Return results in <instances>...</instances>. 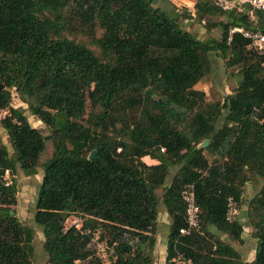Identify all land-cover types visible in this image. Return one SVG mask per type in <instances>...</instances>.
Returning <instances> with one entry per match:
<instances>
[{"label": "trees", "instance_id": "16d2710c", "mask_svg": "<svg viewBox=\"0 0 264 264\" xmlns=\"http://www.w3.org/2000/svg\"><path fill=\"white\" fill-rule=\"evenodd\" d=\"M152 1L0 0V111L7 112L0 127L12 151L0 142V264H33L34 233L11 209L14 174L36 175L45 148V137L11 107L14 96L51 135L33 214L45 264H104L95 235L110 251L106 264H152L158 202L168 220L164 264L178 256L189 264H264V69L245 38L228 40L232 28L263 32L264 13L223 12L212 0H195L192 14L167 13ZM192 16L206 30L217 27L219 38L183 30ZM82 33L94 50L78 41ZM210 52L238 77L220 102L194 88L210 75ZM187 184L199 228L180 236ZM228 200L244 206L243 222L225 220ZM69 216L78 227H64ZM245 226L255 241L249 262L218 237L238 242Z\"/></svg>", "mask_w": 264, "mask_h": 264}, {"label": "rangeland", "instance_id": "374dc122", "mask_svg": "<svg viewBox=\"0 0 264 264\" xmlns=\"http://www.w3.org/2000/svg\"><path fill=\"white\" fill-rule=\"evenodd\" d=\"M195 0H157L153 7H158L167 13L172 10H187L190 14L193 12V5ZM191 20H183L180 23V26L183 30L194 34L197 39L205 40V39H214L217 40L219 38L220 31L217 27L206 30L202 27V24L198 23L193 19ZM222 18L212 19L213 22L217 23L221 21ZM100 31H96L94 34L98 36ZM71 33H68V37H71ZM78 41L83 42L90 50H94L92 40L87 38L86 36L80 35ZM208 58L210 61V75L207 76L205 80L197 83L195 85V89L199 91H203L206 93V101L214 102V101H222L226 95H229L230 91L235 87L238 82V77L232 76L229 70L224 71L222 60L213 52L208 54ZM10 105L12 108L19 109L22 114L26 117L27 122L30 127L38 130L40 134L45 137V148L42 154L39 157L38 165L36 167V175L34 176H24L22 172L16 169L14 174V179L16 182V203L11 209L14 212L17 220L23 224L24 226L30 228L34 233L33 239V248H34V261L33 264H45V257L41 249L42 245V234L41 228L36 225L33 221L34 214V203L36 200V193L38 191L41 176H42V164L47 161L52 154V143H51V135L49 130L37 121L33 116H31L25 106L17 97L11 98ZM0 111V120L4 117L5 114ZM0 142L6 147L8 154L11 155L12 151L10 146L6 140V135L4 131L0 127ZM203 144V143H202ZM200 145L199 147L203 148L205 146ZM145 164H152V161H148L147 159H142ZM210 161V158H209ZM176 170V167H172L169 170V178L172 177ZM8 175H6V180H8ZM251 185H246L243 189L242 198H250L252 194L257 191L259 186L258 183H254ZM159 194V191L157 192ZM244 206L239 207L238 209V220L240 222L244 221ZM69 226H79V221L73 217L69 216L65 222L64 227ZM168 233V225L167 218L165 216L164 210L158 202V214H157V229L155 231V242L151 251L152 264H164V256H165V242L166 236ZM251 230L249 227L245 226L242 229V234L240 241H232L227 236L219 235V239L224 243L228 244L232 249H234L240 256L241 261L249 262L253 258V249L255 245L254 239L250 236ZM93 245L95 246L96 256L100 259V261L106 264L109 260L108 256L110 251L107 249L104 241L98 240V236H94L92 239Z\"/></svg>", "mask_w": 264, "mask_h": 264}, {"label": "built area", "instance_id": "2783aa9c", "mask_svg": "<svg viewBox=\"0 0 264 264\" xmlns=\"http://www.w3.org/2000/svg\"><path fill=\"white\" fill-rule=\"evenodd\" d=\"M212 2L217 9L223 12H228L232 10L240 11L244 8H247L250 11L264 13V0H212ZM233 33L240 34L243 38L248 41L247 48L252 50L255 54L260 57V66L264 69V31L260 32L243 30L241 28H232L228 32V40L230 39V36ZM2 113L6 114L7 112L3 111ZM180 198L185 206V227L179 229L178 232L180 236H188L192 232L197 231L199 228V209L195 203L192 185L187 184L181 189ZM237 216L238 209L235 203L231 200H228L225 220L231 223L236 220ZM174 262L176 264H189L188 262L183 261L179 256L174 259Z\"/></svg>", "mask_w": 264, "mask_h": 264}, {"label": "water", "instance_id": "95a60500", "mask_svg": "<svg viewBox=\"0 0 264 264\" xmlns=\"http://www.w3.org/2000/svg\"><path fill=\"white\" fill-rule=\"evenodd\" d=\"M156 2H157V0H153L152 1V5H155ZM206 144H207V142L204 141L202 145L205 146ZM93 156H94V152H91L90 155H89V159H92Z\"/></svg>", "mask_w": 264, "mask_h": 264}, {"label": "crops", "instance_id": "0c3cea01", "mask_svg": "<svg viewBox=\"0 0 264 264\" xmlns=\"http://www.w3.org/2000/svg\"><path fill=\"white\" fill-rule=\"evenodd\" d=\"M166 216V215H165ZM167 218V217H166ZM167 223H168V220H167Z\"/></svg>", "mask_w": 264, "mask_h": 264}]
</instances>
